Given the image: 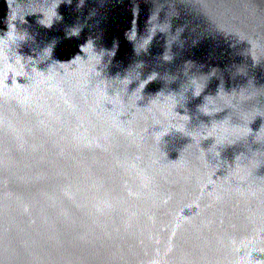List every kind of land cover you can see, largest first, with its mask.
<instances>
[{"label":"water","instance_id":"1","mask_svg":"<svg viewBox=\"0 0 264 264\" xmlns=\"http://www.w3.org/2000/svg\"><path fill=\"white\" fill-rule=\"evenodd\" d=\"M59 3L0 0L71 61L0 51V264H264V0Z\"/></svg>","mask_w":264,"mask_h":264},{"label":"clouds","instance_id":"2","mask_svg":"<svg viewBox=\"0 0 264 264\" xmlns=\"http://www.w3.org/2000/svg\"><path fill=\"white\" fill-rule=\"evenodd\" d=\"M9 3H10V0H7V4L8 5H9ZM16 3H17V0H16ZM61 3L71 4L72 3V0H60V3L59 4H61ZM83 3H84V0H80V4L78 5V7L79 6H82ZM58 5L56 6V8L58 7ZM56 8H55L56 15L52 18L51 23L46 24L44 22L45 21V17H44V14L43 13H42L43 14V18L42 19H38L37 20V23L40 24L43 27L51 28L54 21L62 19L60 16L57 15ZM10 11H11V9H10ZM8 20H9V17H8V19L6 21L7 24H8ZM15 21H19L20 24H24L26 22L25 21V16L23 17V20H20L18 18L12 20V24L15 27L16 32L10 38L8 36V33H9V30H8V32L4 36L0 37V51L7 50L9 53H11L14 50L15 56L17 58H19V60L18 61H13V63H16V62H19L20 63L21 70L24 71V78L27 79L29 77H34L35 80H36V82H39V80L41 78H45L46 79L48 77V75L52 72V70H54V69H57L58 70V66L59 65H62V64H65V63H71V61L70 62H61V61H57V60H53L52 59V57H53V51H54V49L56 47V40H53L50 44H48V46H46L43 49H39V50H37V49H31V52L33 53L32 56L24 57V56L18 54L17 49L19 47H21V45L28 43V41H29V35L26 32H22L21 30L18 31L17 27L13 23ZM8 28H9V24H8ZM77 28H79V27L72 28L70 31H68L66 33V36L68 38H70L72 36H77L78 37L79 36L80 29H79V31H75V29H77ZM32 39L34 40V37H32ZM113 49H115V47ZM114 55H115V52H114L113 56ZM75 59H76V57L72 61H74ZM48 61H51V64H49V67H48V70H47V74H45V72H43V71L38 70V65L43 64V63H46ZM25 62H27V65H25ZM132 82L133 81H129L127 83V85H126V88L124 90L126 95L128 93V87H129V85ZM135 90L132 92V94L135 92ZM203 107H204V105H202L199 108V111L200 112L204 113L205 115H212L213 114L211 111H201V109ZM155 135L157 137H159V138H162L166 134L162 130H160V131L156 132ZM220 143L221 142H219V141H215V143L209 149V151L213 155H217L216 148H217L218 145H220Z\"/></svg>","mask_w":264,"mask_h":264}]
</instances>
